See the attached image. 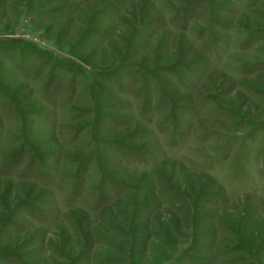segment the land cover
<instances>
[{"label": "rangeland", "instance_id": "rangeland-1", "mask_svg": "<svg viewBox=\"0 0 264 264\" xmlns=\"http://www.w3.org/2000/svg\"><path fill=\"white\" fill-rule=\"evenodd\" d=\"M0 264H264V0H0Z\"/></svg>", "mask_w": 264, "mask_h": 264}]
</instances>
